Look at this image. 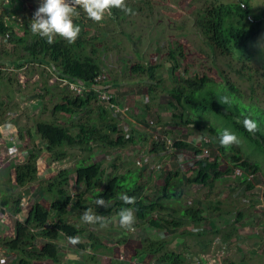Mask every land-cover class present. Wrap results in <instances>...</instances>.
<instances>
[{
    "label": "trees",
    "instance_id": "1",
    "mask_svg": "<svg viewBox=\"0 0 264 264\" xmlns=\"http://www.w3.org/2000/svg\"><path fill=\"white\" fill-rule=\"evenodd\" d=\"M13 2L14 0H7L5 3L2 2V5L11 8ZM12 11H14L13 6ZM78 12L79 17L74 22L80 25L81 32L78 39L71 44L59 36L53 44H48L45 38L31 32L29 28L31 18L23 15V20L17 22L10 16L5 18L3 14H0V40L3 42L9 40L11 44L13 43L11 52L0 49V84L4 78L3 55L14 56L8 62L14 69L28 65L43 66L40 72L43 74L44 68L48 67L47 75L54 74L55 78L59 77L67 81L62 84L56 80L51 85L53 88L57 87L62 93L58 102L54 103L52 113H63L68 116L67 118L63 116V122L55 118L35 120L32 130H27L25 134L19 130L18 140L28 137L30 143L26 145L30 144V150L22 151L21 158L11 159L5 170L3 169L0 173V178H4L0 184L1 201L5 206L12 207V215H18L24 210L20 201L21 195L19 194L17 198L10 195L14 187H24L22 195L26 194L29 198L26 185L37 181V189L41 191L30 202L26 214L20 220L14 219L13 234L0 238V247L14 254L7 264H40L41 259H50L58 263L63 257L62 249L58 244L61 239L78 236L80 243L75 246L85 249V243L81 240L85 230L70 223L69 214H74L76 218L81 219L82 213L87 208H91L96 214L108 218L118 215L120 209L124 207H132L135 210L137 224L156 230H165L169 236L171 235L169 238L159 239L143 237L139 254L150 255L156 259L157 264H187V254L182 250L173 249L171 244L174 239L179 243V240H184V234H191L185 230L182 232L179 230L186 223H201L205 219V209L197 202L183 200L185 182L212 187L214 181L221 179L224 174H234V169L239 168L242 173L237 178H241L240 183L244 185L245 190L258 185L255 182L258 180L256 177L258 164L250 162L248 156L243 157L240 148L236 145L227 149L221 146L218 134L228 129L236 133L240 143L245 144L247 148L258 146L264 151V108L258 104V99L255 98L256 101H252L255 90L259 87L264 88V66L263 73H260L261 78L257 80L258 68L249 62L251 45L264 23V13L254 12L248 0L211 1L199 7L194 13V32L213 54L218 52L221 56H229L238 64L234 73L245 78L243 89L235 88V85L229 82L219 68L220 80L207 74L188 76L178 74L176 71L180 66L179 59L183 54V47L180 44L176 47L171 46L168 51L170 65L166 71L170 83L167 86H161L162 80L157 79V65L137 64L131 68L133 72L145 73L151 80L150 99L155 101L158 99L159 107H164L163 104H165V107L171 109L170 124L192 125L199 132L202 131L208 135L202 136L198 146H192L183 139L172 142L169 140L168 143L166 141L167 144L163 140L151 139L152 152L165 151L167 145H170L169 147L173 150H190L195 158L190 175L185 176L177 169L162 171L163 182L151 188L148 187L147 182H140L139 168L131 171H109L103 166L101 160L93 161V146L122 148L126 144H136L141 137L126 135L123 129L118 127L117 116H109L113 109L109 107V103H117L115 84L114 82L111 84L99 60L100 46L91 43L94 39L101 41L103 38L98 39L96 35L90 36L86 25L93 23L96 25V23L87 17L83 9H78ZM120 12V9L113 8L109 15L110 19H120L122 17ZM100 75H105L104 79L97 80L96 77ZM70 83L81 87L82 91L77 93L69 87ZM42 88L46 92L51 89L50 85ZM99 91L108 92L111 95L110 100L99 99ZM156 91L161 95L158 96ZM161 96L163 100L160 101ZM223 96H228L231 103L221 105L219 100ZM39 97L42 99L43 94H39ZM36 101V105L41 106L42 103L39 100ZM94 103L98 111L96 116H92L93 110L90 108ZM0 105L3 103L0 102ZM148 108L149 105L144 104L143 117ZM241 113L245 115L251 113L252 118L258 121L260 131L255 135L248 133L241 122L243 120ZM79 114V118L75 120V116ZM84 114H87L85 118H83ZM195 118L200 120L196 121ZM143 123L149 125L147 120ZM204 138H207L209 142L204 141ZM15 142L10 140L7 144H3L11 146ZM205 144L210 148L215 145L217 154L211 156L210 150L208 154H204L201 145ZM9 146L3 149L8 150ZM75 148L79 149L80 156L75 159L72 167L58 168L51 177H45V173L38 174L37 166L40 156L46 155L47 164L61 162ZM83 153L87 155L81 157ZM220 155L228 159L229 165H226L224 169L220 167ZM111 166L117 167L115 163ZM250 174L252 178H249ZM72 186L76 188L75 192L71 190ZM122 193L135 197V204H124L120 199ZM98 197L110 200L111 206L109 208L97 206L95 201ZM39 198L47 201L48 206H44ZM241 218L242 212H238L234 223L239 222ZM214 232L218 231L214 230ZM87 236L90 241L89 246L92 248L100 243L93 232L90 231ZM232 238L237 239V228L234 224L225 230V233H221L218 240L221 241L219 245L222 248L219 250H224L226 242ZM229 264L235 263L229 262Z\"/></svg>",
    "mask_w": 264,
    "mask_h": 264
},
{
    "label": "rangeland",
    "instance_id": "2",
    "mask_svg": "<svg viewBox=\"0 0 264 264\" xmlns=\"http://www.w3.org/2000/svg\"><path fill=\"white\" fill-rule=\"evenodd\" d=\"M211 1L240 0H125L127 7L132 9L131 14L121 10V20H113L109 15H106L104 20L96 25L87 23L86 30L90 36L96 35L98 39L103 38L101 41L94 39L91 43L100 46L99 60L102 62L111 84L112 82L115 84L117 103H109V107L113 108L109 116H117L118 127L123 129L126 135L141 137L136 144H126L122 148L110 149L93 146V161L101 160L103 166L109 171H131L139 168L140 182H147L148 187L151 188L163 182L162 171L177 169L185 176L190 175L195 160L190 150H173L169 147L170 145H167L165 151L155 153L151 151L150 140L157 139L168 143L183 139L192 146H198L202 136L207 137L208 135L202 131L199 132L192 125L170 124L171 109L165 107V104H163L164 107H159L158 99L156 101L150 99L151 80L145 73L133 72L131 68L137 64H155L157 65V79L162 80L161 86H167L170 83L166 71L170 65L168 51L171 46L176 47L177 44H180L183 47V54L180 56V66L176 71L178 74L183 76L207 74L220 80L219 68L229 82L235 85V88L243 89L245 78L234 73L238 64L229 56H221L218 52L213 54L194 32V13L199 7L209 4ZM248 1L254 12L262 11L264 13V0ZM2 2L5 3L7 0H0V14H3L5 18L10 16L13 20L20 22L23 20V15L32 19L33 13L42 0H14L12 4L14 11H12V6L11 8L10 6L4 7ZM18 33L21 34L20 31ZM12 46L13 43L11 44L9 40L4 42L0 40V49L11 52ZM251 46L249 62L258 68L256 77L258 80L261 78L260 73H263L262 67L264 66V23L255 35ZM2 58L4 78L0 84V102L3 103L0 105V173L11 161L5 153L7 149H3L9 145L4 144L15 140V145L17 149L19 148L20 154L18 155L21 157L23 156L22 151L30 150V144L26 145L28 142L30 143L28 137L25 136L24 139L18 140L19 130L24 134L27 130H32L35 120L55 118L61 119L60 122H63V116L65 115L64 118L68 117L63 113H52V107L54 103L58 102L62 93L57 87L53 88L51 85L56 80L65 84L67 82L65 79L55 78L54 74L47 75L48 67L44 68L43 74L40 73L43 66L28 65L14 69L8 63L14 56L6 54ZM49 85L51 89L48 92L44 91L42 87ZM39 94H43L42 99ZM156 94L161 95L157 91ZM253 96L252 101L255 102V98L258 99V104L264 108V88H257ZM162 97H159L160 101L163 100ZM164 97L166 96L164 95ZM31 99L35 102L39 100L42 103L40 109L39 105L30 107ZM146 103L149 108L143 117L144 104ZM90 108L93 110L92 116H96L98 112L96 104L94 103ZM80 114L75 116V120L79 118ZM86 116L87 114H84L83 118ZM146 120L149 125L143 123H146ZM195 120L199 121L200 119L195 118ZM153 136L154 138H152ZM23 146H25L24 149ZM236 147L240 148L243 157L248 156L250 162L258 164L259 169L256 172L258 180L255 181L258 185L245 190L244 185L240 183L241 178L235 177L233 173L224 174L221 179L214 181L212 187L185 182L183 200L197 202L205 209V219L201 223H186L179 230L181 232L185 230L191 234H184L183 241L179 240L177 243L174 239L171 244L173 249L182 250L187 254V264H229V262L264 264V151L258 146L247 148L243 143H239ZM209 150L211 156L217 154L215 145H212ZM84 155L87 154L83 153L81 157ZM79 156L77 148L72 149L68 157L61 162L47 164L46 155L40 156L37 166L38 174L45 173V177H51L58 168L72 167L75 159ZM219 162L222 169L229 165L225 156L220 155ZM113 163L116 164V168L111 166ZM1 176L3 177V174ZM26 186L29 190V198H26V194L22 195L24 187H14V190L10 191L13 198L21 195L20 201L25 209L33 201V198L41 193L37 189V181ZM71 190L75 192L76 188L72 186ZM39 199L44 206H48L47 201ZM9 209L11 210L12 207ZM238 212H242V218L239 222L234 223ZM10 219L6 216L1 218V236H11V230L7 225ZM107 219L109 220L108 226L101 228L99 225H85L74 214H69L68 221L85 230L81 239L85 243V249H79L66 238L61 239L58 244L64 251V256L60 262L55 264H157L156 259L150 255L145 256L143 253H138L141 248V240L146 236L159 239L169 238L171 235L169 236L165 230L148 228L146 225L137 224V222L134 225L135 230L129 231L120 226L118 215ZM232 224L237 228V239L234 241L237 249L234 250L235 244H231L221 252L216 246L221 242L218 239H220L221 233H225V230L231 228ZM90 231L100 240V243L94 248L89 246L90 241L87 235ZM4 253L8 261L14 257V254H7L6 251ZM39 263L53 264L54 262L42 259Z\"/></svg>",
    "mask_w": 264,
    "mask_h": 264
},
{
    "label": "clouds",
    "instance_id": "3",
    "mask_svg": "<svg viewBox=\"0 0 264 264\" xmlns=\"http://www.w3.org/2000/svg\"><path fill=\"white\" fill-rule=\"evenodd\" d=\"M113 8L120 9L128 14L132 13V9L127 7L125 0H42L33 13L29 28L34 35L45 38L48 44H53L57 36L71 44L78 39L81 32L80 25L74 22L79 17L78 9H83L87 17L93 22L100 23L106 15H111ZM219 103L227 105L231 101L228 96H223L220 98ZM241 115L243 116L241 122L248 133L255 135L260 131L258 121L252 118L251 113L247 115L241 113ZM218 135L219 144L226 149L240 143L237 134L228 129L220 131ZM120 199L126 205L135 204V197L126 193H122ZM95 203L97 206L104 208L111 206V201L102 197H98ZM118 217L122 228L129 231L135 230L136 216L132 207L121 208ZM81 221L85 224H98L101 228H106L109 224L107 218L96 214L91 208H87L82 213ZM68 239L73 245L80 243L78 236H70Z\"/></svg>",
    "mask_w": 264,
    "mask_h": 264
},
{
    "label": "crops",
    "instance_id": "4",
    "mask_svg": "<svg viewBox=\"0 0 264 264\" xmlns=\"http://www.w3.org/2000/svg\"><path fill=\"white\" fill-rule=\"evenodd\" d=\"M32 100V99H31ZM29 105H30V107H32V105L34 106V107H37L38 105H36V102L35 101H30L29 102ZM32 109V108H31ZM30 109V110H31ZM39 109H40V105H39ZM39 111V110H38ZM3 180H4V178H0V184L3 182ZM0 196H1V193H0ZM28 197V196H27ZM26 197V198H27ZM9 207H10V205H8V206H5L3 203H2V201H1V197H0V221H1V218L3 219L5 216L6 217H9V218H11L9 221H8V227L10 228V230H11V235L13 234V221H14V219H18V220H20L21 219V217L22 216H24L25 214H26V212H27V210H28V208L27 209H25L23 206V208H24V210H23V212L22 213H20V214H18V215H12V213H11V210L9 209ZM0 226H2V224H0ZM1 237H4V236H1L0 235V238ZM236 239L235 238H232L231 240H230V242L231 243H228V242H226V247L224 248V249H226V248H228L229 247V245H231V244H235L234 245V250L235 249H237V246H236V243H234V241H235ZM220 243V242H219ZM218 246H220V245H218ZM219 249L220 248H222L221 246L220 247H218ZM4 250H6V249H4V248H1L0 247V251H1V255H0V264H5L8 260H6L7 258H6V256H5V251ZM7 251V250H6ZM219 251H221V252H223V249L222 250H219ZM9 252H7V254H8ZM62 254H63V256H64V251L62 250ZM42 260V259H41ZM41 260H39V261H41ZM47 260H50V259H47ZM53 264H55V263H53Z\"/></svg>",
    "mask_w": 264,
    "mask_h": 264
},
{
    "label": "built area",
    "instance_id": "5",
    "mask_svg": "<svg viewBox=\"0 0 264 264\" xmlns=\"http://www.w3.org/2000/svg\"><path fill=\"white\" fill-rule=\"evenodd\" d=\"M104 77H105V75H100V76H97L96 79L97 80H102V79H104ZM69 85H70V88L73 89V90H75L77 93H80L82 91V88L81 87H79V86H77V85H75L73 83H70ZM103 93H106V94H103ZM98 98L109 101L110 98H111V95L108 92L99 91L98 92ZM204 141H206L207 143L209 142V140L207 138H204ZM201 149H202V151H203L204 154H208L210 147L205 144V145H201ZM18 154H20V153H19V151H18L15 143L13 145H11V146L8 147V150L6 152V155H8V157L10 159H16L17 157L18 158H21V156H19ZM241 173H242V170H240L239 168H235L234 169V176H236V177L237 176H241ZM249 178H252V175L251 174L249 175Z\"/></svg>",
    "mask_w": 264,
    "mask_h": 264
}]
</instances>
